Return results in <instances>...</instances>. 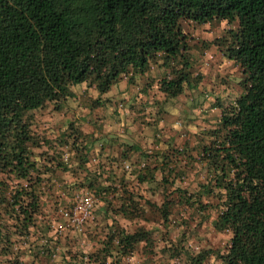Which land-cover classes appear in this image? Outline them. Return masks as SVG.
I'll use <instances>...</instances> for the list:
<instances>
[{
    "label": "trees",
    "instance_id": "obj_1",
    "mask_svg": "<svg viewBox=\"0 0 264 264\" xmlns=\"http://www.w3.org/2000/svg\"><path fill=\"white\" fill-rule=\"evenodd\" d=\"M213 20L236 23L222 54L242 73V91L220 107L217 125L200 133L196 157L177 148L171 156L156 154L161 183L181 182L179 174L194 163L202 172L197 188L175 186L156 210L164 225L175 206L198 209L204 217L214 211L213 228L229 232L222 251L191 252L178 237L171 252L176 264H204L210 254L221 264H264V0H0V263L22 264L9 258H15L11 236L22 243L16 255L30 254L32 262L43 264L59 252L44 232L57 219H40L43 189L56 171L71 177L60 183L66 194L55 195L61 208L84 193L111 216L105 240L82 257L95 264L110 257L116 264L140 242L151 250L145 226L128 232L118 224L117 217L139 219L145 203L127 191L123 173L110 179L103 160L91 163L94 139H83L71 126L46 136L30 127L27 113L47 102L58 108L78 83L98 94L123 78L132 84L153 64L168 69L158 90L176 97L191 78L180 23ZM154 166L144 164L135 180H152Z\"/></svg>",
    "mask_w": 264,
    "mask_h": 264
},
{
    "label": "rangeland",
    "instance_id": "obj_2",
    "mask_svg": "<svg viewBox=\"0 0 264 264\" xmlns=\"http://www.w3.org/2000/svg\"><path fill=\"white\" fill-rule=\"evenodd\" d=\"M180 26L186 37L191 78L176 97L165 96L158 90L157 80L168 69L153 64L144 75L135 77L132 84L125 83L123 78L108 93L98 94L92 85L78 83L70 86L72 96L62 99L57 104L58 108H55V103L47 102L43 107L27 113L30 127L46 136L60 135L71 126L79 129L83 139H94L91 157L95 159L91 163L103 160L106 169L112 171L104 173L110 179L114 172L123 173L127 191H132L139 203H145L144 213L139 219L117 217V220L128 232L141 226L150 230L151 250L145 252L142 248L144 243L140 242L131 255L119 259L116 264H176L171 252L178 237L183 239L181 244L191 252L201 249L222 251L229 238V232L213 228L214 211L204 217L198 209L175 206L169 222L164 225L156 210L163 194L171 196L177 185L190 192L197 188V181L202 178L201 170L194 163V167L185 171L184 175L179 174L181 182L175 180L172 185L161 183L158 172L160 157L156 154L163 152L171 156L174 155L173 149L177 148L196 157L200 133L215 127L220 107L232 103L242 91V73L232 60L222 54L225 43L230 39L229 32L235 29L236 23L213 20L196 24L182 21ZM105 155H109L111 160H106ZM147 163L156 165L154 177L148 182H137V171ZM70 180L69 172L56 171L43 189L40 219L49 216L57 219L58 222L49 224L44 232L49 243L60 249L51 257L52 260L44 259L43 264H95L81 255L93 253L105 240L103 232L111 216L109 211L97 206L102 205L100 202L93 204V196L83 193L82 196L90 197L91 203L80 206L78 210L60 207L61 199L55 195L66 194L60 183ZM63 198L67 200L66 196ZM4 230L1 228V233ZM11 240L12 252L15 251L12 254L15 258L9 257L12 261L40 264L32 262L30 254L16 255L14 248L22 243L17 236H11ZM110 259L106 257L104 264H114L109 263ZM204 264L221 262L210 254Z\"/></svg>",
    "mask_w": 264,
    "mask_h": 264
},
{
    "label": "built area",
    "instance_id": "obj_3",
    "mask_svg": "<svg viewBox=\"0 0 264 264\" xmlns=\"http://www.w3.org/2000/svg\"><path fill=\"white\" fill-rule=\"evenodd\" d=\"M90 203H91V199L89 196H80V197L78 196V198L74 200L73 206L71 208L75 211L78 210V208L80 209V206H84L85 204L86 206H89ZM84 210H87V207L84 208Z\"/></svg>",
    "mask_w": 264,
    "mask_h": 264
}]
</instances>
